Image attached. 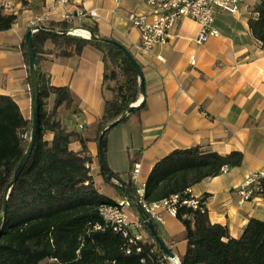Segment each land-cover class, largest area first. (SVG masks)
I'll return each instance as SVG.
<instances>
[{
  "label": "crops",
  "instance_id": "obj_1",
  "mask_svg": "<svg viewBox=\"0 0 264 264\" xmlns=\"http://www.w3.org/2000/svg\"><path fill=\"white\" fill-rule=\"evenodd\" d=\"M61 1L0 0L3 12L16 17L10 30L0 32V95L10 97L22 116L30 119L29 70L22 54L27 32L61 22L66 16L72 18L68 21L71 29L95 26L101 38L130 52L145 86L144 107L105 138L109 170L122 182H131L136 191L145 185L156 163L175 150L200 146L221 156L238 151L243 155L240 167L196 184L190 189L191 196L204 202L210 223L225 227L234 239L241 237L250 220L264 221L260 195L243 200L237 193L247 178L264 177V45L253 38L248 27V20L256 18L253 8L258 0H247L234 14L219 12L213 24L219 36L200 46L194 43L199 25L181 18L170 32L171 39L150 53L139 49L140 34L129 21L131 14L150 13L145 0ZM79 10H96L99 18H75ZM63 50L62 42L47 41L39 54L40 70L51 86L70 90L75 100L72 109L62 106L55 120L84 141L72 142L69 149L75 153L87 149L92 158L90 174L102 193L105 186L100 185L97 123L105 101L125 78L118 71L115 80L105 79L110 67L93 46L68 58L61 56ZM53 100L54 96L45 101L47 108L51 109ZM51 139V134L44 135V140ZM134 164L140 165L136 180L132 177ZM106 196L113 201L127 199L113 193ZM131 210L130 220H139L137 210ZM159 218L154 220L159 237L180 262L187 246L185 228L163 209ZM133 233L141 241H150L142 225Z\"/></svg>",
  "mask_w": 264,
  "mask_h": 264
},
{
  "label": "trees",
  "instance_id": "obj_2",
  "mask_svg": "<svg viewBox=\"0 0 264 264\" xmlns=\"http://www.w3.org/2000/svg\"><path fill=\"white\" fill-rule=\"evenodd\" d=\"M253 13L256 18L248 20L249 30L253 38L264 45V0H258ZM15 20L14 15L5 14L0 8V32L10 30ZM82 27L101 38L95 26ZM39 28L32 37L38 85L37 135L29 160L7 199L0 231V264H160L163 253L145 224L142 226L148 233V242L129 243L105 227L98 207L111 204L113 200L95 187L90 174L92 158L87 149L83 147L77 153L69 149L74 141L84 144L82 138L55 120L59 108L63 106L69 111L75 100L68 88L49 84L40 70L39 54L47 41L62 42L61 56L65 58L79 55L84 47L93 46L103 54L110 67L105 79L115 80L118 71L122 73L125 83L117 86L111 98L105 101L103 115L97 123V140L104 128L141 99L136 72L113 44L52 34L71 29L68 21ZM22 54L28 66L25 40ZM27 82L30 84V77ZM52 96V107L47 111L45 101ZM117 126L105 133L103 153L106 136ZM32 127V116L25 119L10 97L0 95V216L6 188L28 149ZM45 134L52 135L50 142L44 140ZM242 161L243 155L238 151L221 156L200 146L175 150L152 168L144 185L143 199L153 204L174 195L183 196L203 180L220 175L223 168L240 167ZM113 176L114 180H108L99 162L101 186L115 197L127 198L122 187L137 197L131 182L124 183L117 174ZM258 188L256 193L264 200V177H259ZM175 217L185 228L187 243L180 264H264V221L250 220L241 237L234 239L225 227L210 223L204 206L196 210L181 206ZM153 224L159 235L154 221Z\"/></svg>",
  "mask_w": 264,
  "mask_h": 264
},
{
  "label": "built area",
  "instance_id": "obj_3",
  "mask_svg": "<svg viewBox=\"0 0 264 264\" xmlns=\"http://www.w3.org/2000/svg\"><path fill=\"white\" fill-rule=\"evenodd\" d=\"M247 0H145L150 8L148 15L129 16V21L133 28L140 34L139 49L144 53H150L153 48L165 45L171 39V30L181 18H188L199 25V31L194 38V43L197 46L203 45L210 38L219 36L218 31L214 27L215 16L219 12L237 13L239 8L245 4ZM61 2H65L62 0ZM75 18L90 17L98 19L99 15L96 10L89 12L77 11ZM72 18L66 16L65 21H70ZM34 26V24H32ZM74 34V32H73ZM76 35V34H75ZM194 59H190V64L194 65ZM79 129H82L79 126ZM140 165L134 164L132 177L133 180L138 178ZM227 168L222 169V173H226ZM260 176L253 175L247 178L242 187L237 193L243 200H250L254 194L259 191L258 179ZM136 202H131L129 199L121 201H113L111 204H101L98 207L100 216L102 217L105 227H109L114 233L121 235L127 239L129 243L141 241V237L133 233V230L138 229L144 224L141 216L139 220L131 221L128 215V209H132L139 205L143 208L145 215L154 220H160L159 210L163 209L170 215L175 216L177 209L181 206H186L194 210L204 206L202 200L191 196V191L188 189L183 196L174 195L168 199L158 203L147 204L144 198V186L136 190ZM188 196V197H185ZM100 230V227L96 228ZM140 252V248L136 249ZM168 264H180L177 259H169L163 255L160 264L164 262Z\"/></svg>",
  "mask_w": 264,
  "mask_h": 264
},
{
  "label": "water",
  "instance_id": "obj_4",
  "mask_svg": "<svg viewBox=\"0 0 264 264\" xmlns=\"http://www.w3.org/2000/svg\"><path fill=\"white\" fill-rule=\"evenodd\" d=\"M39 29H40L39 27H33L27 32V34L25 36V44H26V49H27V53H28V64H29L28 70H29L30 91H31V111H32V118H33L32 133H31V138L29 141L28 149H27L26 153L24 154V156L22 157L21 161L19 162V164L15 170L13 179L10 182V184L7 186L6 191H5L2 212H1V216H0V231H1L3 219H4L5 214H6L8 196L10 194L11 189L16 184V182H17L20 174L22 173L24 167L26 166L27 161L29 160V157H30V155L33 151V148H34L36 135H37V121H38V111H39L38 85H37V72L35 69L36 60H35V53L33 50L32 37H33V34L35 32H37ZM75 30H82V31H85L88 33V38L81 37L83 39H89V40H93V41L110 43V44L117 46L123 52V54L125 55V57L129 61V63L132 65L134 71L136 72V74L138 76L140 96H141L142 100L140 99L135 104L130 105L128 107L127 111L117 121H115L114 123L110 124L109 126H107L106 128H104L102 130V132L98 138V157H99L101 169H102L103 173L105 174V176L107 177L108 180H114L113 173L109 170V168L106 164V161H105V157H104V153H103V146H102L103 137L109 129L119 125L129 115L133 114L136 111H139L140 109H142L144 107L143 101L145 98V86H144L143 74H142L141 69H140L139 65L137 64L136 60L133 58V56L130 54V52L125 47H123L122 45H120L114 41L107 40L104 38L95 37L89 30H87L83 27L72 28V29H69L67 31L55 32L52 34L56 35V36L74 35L73 32ZM122 190L126 194L127 199H129L131 202H136V198L132 194H130L125 187H122ZM136 210H137L138 214L141 216L142 220L144 221L145 226L150 231L154 241L157 243V245H158L159 249L161 250V252L163 253V255L169 259H174L175 258L174 255L168 250L167 246L164 244V242L161 240V238L157 234V231L155 230L153 221L145 215L143 208L139 205H136Z\"/></svg>",
  "mask_w": 264,
  "mask_h": 264
},
{
  "label": "rangeland",
  "instance_id": "obj_5",
  "mask_svg": "<svg viewBox=\"0 0 264 264\" xmlns=\"http://www.w3.org/2000/svg\"><path fill=\"white\" fill-rule=\"evenodd\" d=\"M123 77H124V76H123ZM122 79H124V78H122ZM45 109H46L47 111H50V110H51L50 108H47V106H45ZM102 193L110 196L112 192H111V191H108L105 187H103V188H102ZM132 209H134V207H133ZM127 211H128V212H127L128 214H132V210H131V209H128V208H127Z\"/></svg>",
  "mask_w": 264,
  "mask_h": 264
},
{
  "label": "bare ground",
  "instance_id": "obj_6",
  "mask_svg": "<svg viewBox=\"0 0 264 264\" xmlns=\"http://www.w3.org/2000/svg\"><path fill=\"white\" fill-rule=\"evenodd\" d=\"M74 34L83 38H88V33L82 30H75Z\"/></svg>",
  "mask_w": 264,
  "mask_h": 264
}]
</instances>
